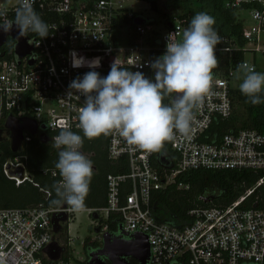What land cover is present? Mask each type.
<instances>
[{"label": "built area", "instance_id": "2783aa9c", "mask_svg": "<svg viewBox=\"0 0 264 264\" xmlns=\"http://www.w3.org/2000/svg\"><path fill=\"white\" fill-rule=\"evenodd\" d=\"M218 1L234 11L240 42L191 29L185 18L162 19L156 29L114 0H0V25H17L28 46L18 59L14 39L0 45V128L9 115L31 119L63 156L59 167L41 169L56 179L60 205L0 208V264H72L66 233L77 210L70 205L74 163L85 155L79 133L92 129L104 131L108 160L127 168L105 174L103 206L85 208L97 213L91 220L98 242L110 232L104 221L112 214L122 231L146 236L147 264H264V134L239 128L205 140L214 133L212 121L230 114V89L242 76L264 71L255 64L264 61V0ZM193 57L199 61L190 65ZM156 59L184 62L185 98L166 111L151 108L143 125L137 94L151 86L153 77L146 78ZM32 138L23 131L20 150L3 161L24 166L23 148ZM197 169L259 175L224 205H194L180 225L155 219L152 192L187 189L183 178ZM60 212L67 222L54 235L59 256L50 259L44 252L53 238L50 217Z\"/></svg>", "mask_w": 264, "mask_h": 264}, {"label": "trees", "instance_id": "16d2710c", "mask_svg": "<svg viewBox=\"0 0 264 264\" xmlns=\"http://www.w3.org/2000/svg\"><path fill=\"white\" fill-rule=\"evenodd\" d=\"M146 1L149 9L163 16L165 21L185 18L191 29L230 34L240 42L241 25L235 22L234 11L222 8L218 0ZM182 57L185 58L184 53ZM151 76L152 69H149L146 80L149 81ZM245 77L242 76L239 82ZM173 90V87L149 86L137 94L143 125H146L151 108H156L158 111L171 108L170 97ZM230 102V114L225 119L212 121L209 132L214 133L207 136L206 141H216L222 133L234 132L239 128H250L264 134V89L262 87L250 85L232 88ZM79 136L82 153L90 151L92 160L83 166L80 161L74 163L78 168V175L75 179L76 196L71 199L70 205L75 208L101 207L105 204V174L126 172L127 168L124 163H113L106 157L104 131L85 130L81 131ZM23 149L27 156L25 170L32 176V181H24L16 186L14 181L4 177L1 171L3 160L12 153L9 151L7 142L0 144V208L20 207L38 202L46 206L60 205L63 196L56 185V179L42 174L41 169L59 167L63 158L61 151L49 144H41L33 138ZM258 175L251 170H191L183 178L189 185L187 189H175L173 185H169L152 192L150 203L153 216L157 220L180 225L188 220L187 210L194 205H224L236 198L244 186L252 184ZM202 197H208L210 202L204 204L200 200ZM104 222L111 234L116 232L118 222L114 215H108ZM99 246L100 242L87 237L82 241V248L87 250V253L96 250ZM102 259L107 264L106 260ZM128 261L134 264L133 259L128 258Z\"/></svg>", "mask_w": 264, "mask_h": 264}, {"label": "water", "instance_id": "95a60500", "mask_svg": "<svg viewBox=\"0 0 264 264\" xmlns=\"http://www.w3.org/2000/svg\"><path fill=\"white\" fill-rule=\"evenodd\" d=\"M134 23H141L142 19L138 16L133 18ZM168 27L171 26L170 22L166 23ZM15 40L14 53L17 58H21L28 52V46L25 43L21 30L17 25L9 27L0 25V45L5 41L6 37ZM197 57L189 58L190 65L198 63ZM163 59H156L153 64L151 81L152 87H173L174 90L170 97L171 106L177 107L185 98L184 81L182 78L175 80H166L159 75L162 69ZM140 87H138V90ZM3 130L6 134V142L10 152H17L20 150L23 142V131H26L31 137L36 139L39 143L48 145L49 139L43 132H37V126L35 122L28 118H21L20 120L9 115L6 117L3 123ZM1 171L9 180L14 181L17 186L24 181L31 182L32 176L25 170L21 164L12 165L8 160L3 161L1 164ZM202 202H208L209 198H200ZM92 219L97 218L95 211L90 213ZM51 231L53 234L52 241L44 248L46 256L50 259H55L59 256L60 248L55 242L54 235L61 230V228L67 222V214L60 212L58 214H52L50 217ZM94 232L98 231V227H94ZM117 232L111 234L109 231H105L101 235L100 246L93 251L87 253V258L83 264H106L102 259L104 258L107 264H131L128 258H132L136 261V264H147L148 258V243L146 236L140 233H126L117 226Z\"/></svg>", "mask_w": 264, "mask_h": 264}, {"label": "rangeland", "instance_id": "374dc122", "mask_svg": "<svg viewBox=\"0 0 264 264\" xmlns=\"http://www.w3.org/2000/svg\"><path fill=\"white\" fill-rule=\"evenodd\" d=\"M114 1H118V3L121 4L122 7L126 10L131 11L151 21L156 29H161V21L163 19V16L149 9L148 2L146 0ZM244 23H250V18L245 17ZM255 64L263 69L264 61L260 58H256ZM238 85L242 87H248L250 85L263 87L264 71L260 70L258 72L249 73L245 79L238 83ZM89 152H84L85 159H83V161H87L85 163H89L92 160V155H89ZM93 229L94 225L92 224L91 216L86 212L85 208H77V210L73 212L71 219L68 221V234L66 233V235L70 236V241L68 242L67 249L72 264H81L85 260L87 256V250H84L82 248V241L86 237L90 238L91 240H96V232H94Z\"/></svg>", "mask_w": 264, "mask_h": 264}, {"label": "flooded vegetation", "instance_id": "af4514ba", "mask_svg": "<svg viewBox=\"0 0 264 264\" xmlns=\"http://www.w3.org/2000/svg\"><path fill=\"white\" fill-rule=\"evenodd\" d=\"M184 73H185V64L183 61L163 59L162 69L159 72V75L161 77L170 81V80L183 78ZM165 87H170V86H165ZM6 138L7 137L4 130L0 128V144L6 142ZM83 159H85L84 156L80 159L81 165H85L86 164L85 162H87L86 160L83 161ZM61 229L64 231L65 225ZM134 264H136L135 260H134Z\"/></svg>", "mask_w": 264, "mask_h": 264}]
</instances>
